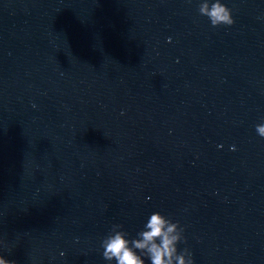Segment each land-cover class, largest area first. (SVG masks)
Segmentation results:
<instances>
[{
	"label": "clouds",
	"instance_id": "clouds-1",
	"mask_svg": "<svg viewBox=\"0 0 264 264\" xmlns=\"http://www.w3.org/2000/svg\"><path fill=\"white\" fill-rule=\"evenodd\" d=\"M199 14L209 19L212 27L234 24L232 10L221 0H201ZM257 134L264 138V123L256 125ZM123 225L114 224L109 234L101 241L103 258L111 264H194L193 254L185 247L178 251V244L186 242L184 227L179 221L160 212H153L142 230L136 237L129 239V234L123 231ZM4 241L0 240V245ZM63 255V253L61 254ZM0 264H16L14 260L4 258L0 254Z\"/></svg>",
	"mask_w": 264,
	"mask_h": 264
}]
</instances>
